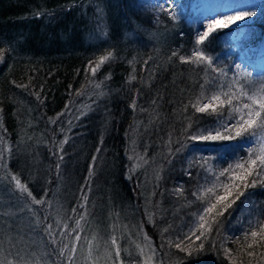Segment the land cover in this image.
Instances as JSON below:
<instances>
[{"label": "trees", "instance_id": "1", "mask_svg": "<svg viewBox=\"0 0 264 264\" xmlns=\"http://www.w3.org/2000/svg\"><path fill=\"white\" fill-rule=\"evenodd\" d=\"M172 22L142 0H0V264H102L110 252L175 264L196 218L207 220L203 247L180 264L204 254L206 264H264V166H249L255 147L230 150L264 137V111L243 99L256 123L236 137L228 96L233 84L264 95V76L239 85L223 30L197 45L184 17ZM197 49L211 67L193 62ZM210 101L215 111H197ZM225 121L231 139L190 138L227 135ZM204 145L226 155L223 175L203 167L200 180L196 159L186 170L188 149ZM79 224L98 233L81 257Z\"/></svg>", "mask_w": 264, "mask_h": 264}, {"label": "rangeland", "instance_id": "2", "mask_svg": "<svg viewBox=\"0 0 264 264\" xmlns=\"http://www.w3.org/2000/svg\"><path fill=\"white\" fill-rule=\"evenodd\" d=\"M218 0H142V4L146 7H159L161 9V12L164 11L167 13V17L172 18L173 25L180 20L182 17H184L187 20V24H191L194 27V33L196 36V39L200 35H202L205 31H207L208 25L212 23L214 20L222 19L226 16L233 15L240 12H251L253 15L248 16L243 21H238L236 24L229 25L227 28H218L217 30H223L224 36L229 41V55H234L233 59L231 60V64L234 67L235 71L233 72V76L235 81L239 82L241 80H252V78L255 77H261L264 76V31L260 34L262 27H264V0H219L221 2L220 4L216 3ZM187 11V13H186ZM190 13L188 16L185 17L186 14ZM260 36V37H259ZM158 35V39H159ZM158 65L157 62H155L152 65V69L156 68ZM239 66V67H237ZM247 76L244 78H241V74ZM251 78V79H249ZM230 87L233 88V91L229 93V97L238 98L237 106L234 108V115H236L237 119L234 121L237 123L239 120H241V116H245V120H247L248 113L245 115L243 112L245 111L244 102L243 99H252L254 100L255 104L258 105L259 102L264 101V95L261 94V92L258 93H251V95H243L242 89L237 86L236 84L231 85ZM232 94L234 96H232ZM251 108V107H250ZM253 109L250 110L253 111ZM223 121V120H222ZM239 124L243 123V120H241ZM238 124V126H239ZM226 124H223V128H229ZM231 128V127H230ZM204 143L211 144L212 140L209 141H203ZM234 142L232 143V146L230 148L231 151H234L235 149L239 148L241 150L250 149L251 146L255 147L254 153H252L249 157V159H258L261 155H264V137H255L254 140H251L247 143L240 144L241 146L237 147V145ZM131 154L133 163L138 162V150L137 145L133 147L131 144ZM243 148V149H242ZM208 147L206 145L202 146L201 148H196L195 146L190 147L188 149V152L186 154L187 156V163L188 166L186 170L190 171L192 167H190V164L193 160L196 159V169H195V176H198L200 180L203 179V175H201L200 171L203 167L204 173H223L224 171H227L230 169V167L226 166L224 162H222V159L226 160L225 157L220 156V159L215 160L214 156H211L210 152H208ZM208 154V155H207ZM235 166V165H234ZM232 167V169L234 168ZM208 190L203 191L205 193ZM249 198V201L247 203V207L244 208L241 212V218H244V220L248 217L246 214L248 212H251V210L254 207V202L252 199ZM58 208H59V199H58ZM62 213L65 212V210L61 211ZM243 215H246L245 217ZM205 220H200L199 218H196L193 223L196 225V229H194V224L188 228V232L194 230V235H190V240L186 241L184 244V249L181 256L176 259L173 258L171 260H174L175 264H180L182 260H187V257L191 255V249L193 246L197 243L201 245V239L202 235L204 233L202 232V223L203 226L206 223ZM199 222V223H198ZM201 222V223H200ZM197 223V224H196ZM78 229L80 230V243L79 247L76 250V256L81 257L83 254L82 248L83 245L86 242V239L89 242V251H96V246L90 242L91 234H94V237L98 235V233L92 229L85 228L83 225L79 224ZM111 230V228H110ZM131 231V229L126 230V232ZM93 237V239H94ZM199 237V239H197ZM193 239V240H192ZM227 239V236L223 237L224 240ZM27 240V239H25ZM28 241V240H27ZM191 241V242H189ZM176 242V241H174ZM30 246L32 245L33 249L35 247L34 241H29ZM191 246V247H189ZM181 248V245L177 247V249ZM23 250V247H21ZM152 254V253H151ZM107 257H102L105 259V261L102 264H126L125 260H121L119 256H115V253L112 255L110 253H106ZM209 255L204 254L199 256H192V259H188L190 261V264H206V261L208 259ZM137 263H131L130 264H155V261L152 260V256L149 255L148 257L144 255L142 261L139 259L137 260ZM97 264V261L93 260L90 264ZM162 264V263H157ZM167 264V262L165 263ZM189 264V263H186Z\"/></svg>", "mask_w": 264, "mask_h": 264}, {"label": "snow or ice", "instance_id": "3", "mask_svg": "<svg viewBox=\"0 0 264 264\" xmlns=\"http://www.w3.org/2000/svg\"><path fill=\"white\" fill-rule=\"evenodd\" d=\"M251 15H253V13H251V12H240V13H236L233 15L226 16L222 19L214 20L212 23H210L208 25L207 31H205L202 35H200L198 37V39L196 40V44L197 45H203L205 43V41L209 38V36L218 28H227L229 25L236 24L238 21H243V20H245L246 17L251 16ZM174 55H175V53H174ZM192 56L194 57L193 62H196V61L201 62V63L207 62L208 66L211 67L212 60L210 58L206 57L205 54L202 51H200L199 49L195 50L192 53ZM104 59H107V57H104L101 60V63L103 62ZM237 67H239V66H237ZM212 71H216V69L213 68ZM219 99H220L219 96H216V95L212 96V98H211L212 101H217ZM230 102L231 101H229V103ZM244 107L248 108L249 105L245 104ZM209 108H212V110L215 111V108L213 107L211 101L209 103L205 104L203 107H198L197 111L206 112L209 110ZM259 108H260V111H256L254 113V115L256 117H259L261 114V111H264V101L260 102ZM248 117L249 118L247 120H245L244 117L241 116V120H243V123L239 124V126L236 127L235 132H234V135L236 137L241 136L243 132L248 131V129L251 128L253 126V124L256 123V121L253 119V113L252 112L248 113ZM260 126L264 127V120H262L260 122ZM225 131L227 132V135H222L219 131H217L215 136L200 133L198 135H193L190 138L194 141H209V140H216V139H231V138H233L232 129L226 128ZM258 159L260 161L261 166H264V155H261L260 157H258ZM256 164H257V161L255 159H253L250 161L249 166H250V168H254L256 166ZM236 167L243 168L244 165L238 164ZM251 174H252L251 171H249L247 173V175H251ZM221 175H223V173H221ZM257 175H259V173H257ZM13 179H15V177H13ZM254 183H255V181H253V184ZM247 186H249V185L246 184L245 187H247ZM17 187L21 188L22 191H27V189L23 188V186L20 185V182L18 180H17ZM210 191H211V189H210ZM29 195H30V193H29ZM239 195H243V193L241 192V193H239ZM226 199H227V192H226L225 196L218 197V201H223ZM35 202L40 203V201H35ZM212 207H215V205H213ZM201 227H203V225H201ZM262 231H264V229H262ZM193 235H194V233H193ZM251 235H252V237H256L257 232L253 231L251 233ZM197 239H199V237H197ZM189 247H191V246H189ZM200 247L202 248L203 245L201 244Z\"/></svg>", "mask_w": 264, "mask_h": 264}, {"label": "bare ground", "instance_id": "4", "mask_svg": "<svg viewBox=\"0 0 264 264\" xmlns=\"http://www.w3.org/2000/svg\"><path fill=\"white\" fill-rule=\"evenodd\" d=\"M221 2H222V0H221ZM221 2H219V0H218V2H216V3L220 4Z\"/></svg>", "mask_w": 264, "mask_h": 264}]
</instances>
